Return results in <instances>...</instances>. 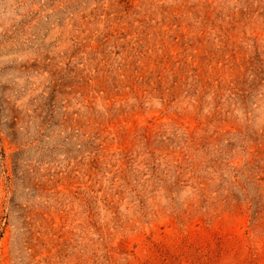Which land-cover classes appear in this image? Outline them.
I'll use <instances>...</instances> for the list:
<instances>
[{
	"label": "rangeland",
	"instance_id": "374dc122",
	"mask_svg": "<svg viewBox=\"0 0 264 264\" xmlns=\"http://www.w3.org/2000/svg\"><path fill=\"white\" fill-rule=\"evenodd\" d=\"M0 264H264V0H0Z\"/></svg>",
	"mask_w": 264,
	"mask_h": 264
}]
</instances>
